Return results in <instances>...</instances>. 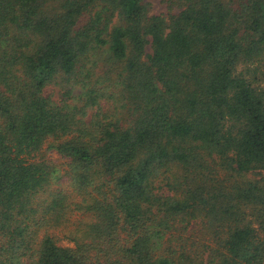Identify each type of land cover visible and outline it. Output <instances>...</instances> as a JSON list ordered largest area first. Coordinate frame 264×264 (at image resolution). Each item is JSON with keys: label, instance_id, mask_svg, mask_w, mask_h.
<instances>
[{"label": "trees", "instance_id": "obj_1", "mask_svg": "<svg viewBox=\"0 0 264 264\" xmlns=\"http://www.w3.org/2000/svg\"><path fill=\"white\" fill-rule=\"evenodd\" d=\"M174 2L0 0V264H264V0Z\"/></svg>", "mask_w": 264, "mask_h": 264}, {"label": "rangeland", "instance_id": "obj_2", "mask_svg": "<svg viewBox=\"0 0 264 264\" xmlns=\"http://www.w3.org/2000/svg\"><path fill=\"white\" fill-rule=\"evenodd\" d=\"M147 2H149L150 4V14L153 15H164L166 16L169 12V10L171 9V11L173 12H178L179 8H178V4L174 2V0H147ZM147 52H150V48L147 47ZM239 71H243V69H245V66L240 65L238 67ZM260 87H262L264 89V80L261 81V83L259 84ZM47 96H50L52 100H57L58 99V87L57 86H53L50 87L47 90ZM41 154H43L44 156H46V151L43 148L42 151L40 153H37L34 158H38ZM47 157L51 158L52 160H55V162L57 164L60 165V167L63 168V162L60 160H58L56 155H49L47 154ZM249 178H252V176H249ZM61 188L63 189L65 192H67L73 200H76V197L72 194L70 187L66 184V183H61L59 186H55V188ZM200 228L199 226L197 227V229ZM62 243L64 245H70V243H68L67 241H62Z\"/></svg>", "mask_w": 264, "mask_h": 264}]
</instances>
